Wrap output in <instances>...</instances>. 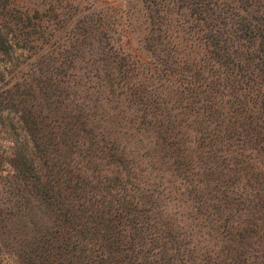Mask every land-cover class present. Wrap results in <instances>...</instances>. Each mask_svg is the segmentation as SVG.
I'll list each match as a JSON object with an SVG mask.
<instances>
[{
	"label": "trees",
	"instance_id": "obj_1",
	"mask_svg": "<svg viewBox=\"0 0 264 264\" xmlns=\"http://www.w3.org/2000/svg\"><path fill=\"white\" fill-rule=\"evenodd\" d=\"M135 31L150 62L125 47ZM0 55L13 67L0 115L25 125L46 169L19 145L12 165L53 224L14 237L21 264H264V0H0ZM102 100L117 123L127 107L150 127L188 184L196 162L184 130L194 136L218 192L194 190L219 225L216 260L194 257L160 223L153 195L129 194L116 175L102 187L96 159L131 176L116 139L97 134Z\"/></svg>",
	"mask_w": 264,
	"mask_h": 264
},
{
	"label": "rangeland",
	"instance_id": "obj_2",
	"mask_svg": "<svg viewBox=\"0 0 264 264\" xmlns=\"http://www.w3.org/2000/svg\"><path fill=\"white\" fill-rule=\"evenodd\" d=\"M124 43L125 47L137 55L140 60L151 61L144 49L139 31L127 35ZM30 55L31 53L28 51H17L16 54L19 62L24 63L32 61ZM11 70H13L12 65L0 55V86L12 83ZM72 91L85 95L77 89ZM79 104H81L80 101ZM89 105L92 107L93 103ZM114 106V103L105 102V100L98 104L97 123H100L101 130L100 128L97 129V134L116 139L120 151L125 152L130 160L131 176L127 177L121 167L111 164L107 158L96 159L94 166H98V170H100L97 177L99 176L102 180V187L109 185L105 180L106 178H112L116 175L120 177L129 194L136 196L145 194L148 197L153 195L157 202L156 212L160 215V223L162 221L169 223L176 236L179 235L181 241L189 243L187 249L194 257H209L211 260H216L222 255L225 247L218 231L219 225H214L212 220L205 215L209 212H206L205 208L196 200L194 190L198 189L200 194L213 192L214 195H218V192L213 191L216 184L209 182L210 178L205 173L208 169L203 166L202 159L198 158L202 151L195 145L194 136L189 133L187 135V130H184L185 136L183 138L187 139L188 142L186 146L192 149V154L189 155L196 162L191 167L192 184H188L170 158L174 154L173 150L166 148L150 127L139 125L135 121L131 122L134 114L127 107L120 108L125 112L127 119L124 123H117L113 116L118 110H113ZM116 106L118 105L116 104ZM123 106L125 105L120 107ZM17 145L21 149L29 151L38 170L45 171L46 167L38 158L25 125L21 124L15 115L4 112L0 115V264H21L15 252L14 247L17 244L14 237H17L19 241L30 239L37 228L36 226L39 225L38 223H44L50 227L53 225L52 220H49V213H47L45 206L41 204L35 194L33 195L25 188L20 178H17L12 165ZM80 161L81 159L76 157V163L83 168L84 165L80 164ZM84 170L87 171L88 176L93 175L92 170ZM128 180L131 184L127 182ZM240 186L242 187L241 193L243 188L250 190L244 179ZM114 193L122 194L124 191L117 190ZM107 196L106 199L111 200ZM16 201L18 203L25 202V204L18 205ZM15 214H30L29 217L31 218L22 217L19 219L14 216ZM183 253L186 252L183 250Z\"/></svg>",
	"mask_w": 264,
	"mask_h": 264
}]
</instances>
